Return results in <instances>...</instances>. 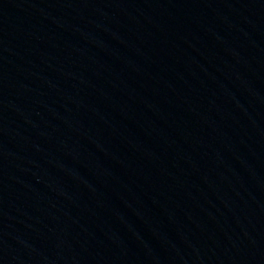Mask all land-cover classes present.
Listing matches in <instances>:
<instances>
[{
    "label": "water",
    "instance_id": "1",
    "mask_svg": "<svg viewBox=\"0 0 264 264\" xmlns=\"http://www.w3.org/2000/svg\"><path fill=\"white\" fill-rule=\"evenodd\" d=\"M0 264H264V0H0Z\"/></svg>",
    "mask_w": 264,
    "mask_h": 264
}]
</instances>
